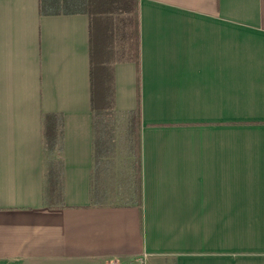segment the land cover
<instances>
[{
    "label": "crops",
    "instance_id": "1",
    "mask_svg": "<svg viewBox=\"0 0 264 264\" xmlns=\"http://www.w3.org/2000/svg\"><path fill=\"white\" fill-rule=\"evenodd\" d=\"M138 15L114 112L139 105L140 196L103 203L89 16L0 0V264H264V0H138ZM48 113L62 116L52 154Z\"/></svg>",
    "mask_w": 264,
    "mask_h": 264
},
{
    "label": "trees",
    "instance_id": "2",
    "mask_svg": "<svg viewBox=\"0 0 264 264\" xmlns=\"http://www.w3.org/2000/svg\"><path fill=\"white\" fill-rule=\"evenodd\" d=\"M41 13L58 11L83 12L89 16V81L92 109L93 176L113 148V126L108 118L114 112V65L139 59L138 0H39ZM135 129L140 124L139 105L131 114ZM47 154L62 148V116L48 113L42 129ZM139 183V150L135 154ZM48 181L52 184L61 176V162H49ZM95 190V189H94ZM96 191V190H95ZM140 196L139 184L136 189ZM93 202L96 198L92 193Z\"/></svg>",
    "mask_w": 264,
    "mask_h": 264
},
{
    "label": "rangeland",
    "instance_id": "3",
    "mask_svg": "<svg viewBox=\"0 0 264 264\" xmlns=\"http://www.w3.org/2000/svg\"><path fill=\"white\" fill-rule=\"evenodd\" d=\"M113 126V148L101 165L99 183L103 203H137L138 181L135 154L138 149V133L131 115L113 112L108 116Z\"/></svg>",
    "mask_w": 264,
    "mask_h": 264
},
{
    "label": "built area",
    "instance_id": "4",
    "mask_svg": "<svg viewBox=\"0 0 264 264\" xmlns=\"http://www.w3.org/2000/svg\"><path fill=\"white\" fill-rule=\"evenodd\" d=\"M105 264H147V258L145 254L137 255L128 260H123L121 258L113 257V258H109Z\"/></svg>",
    "mask_w": 264,
    "mask_h": 264
}]
</instances>
